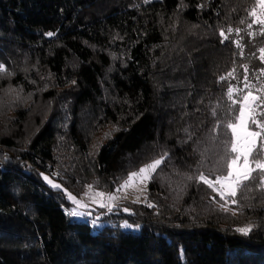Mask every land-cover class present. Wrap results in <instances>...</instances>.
I'll use <instances>...</instances> for the list:
<instances>
[{"label":"trees","instance_id":"obj_1","mask_svg":"<svg viewBox=\"0 0 264 264\" xmlns=\"http://www.w3.org/2000/svg\"><path fill=\"white\" fill-rule=\"evenodd\" d=\"M254 7L0 0V63L12 73L0 76V264H264L258 170L228 211L196 179L226 174L229 84L243 88L245 65L252 84L264 83ZM162 156L145 202L99 209L100 226L67 214L65 189L113 192Z\"/></svg>","mask_w":264,"mask_h":264},{"label":"snow or ice","instance_id":"obj_2","mask_svg":"<svg viewBox=\"0 0 264 264\" xmlns=\"http://www.w3.org/2000/svg\"><path fill=\"white\" fill-rule=\"evenodd\" d=\"M145 2H148V0H145ZM256 3L259 7V12H257V9L254 7L249 12V15L255 17L253 23L261 26L259 34L264 35V0H256ZM241 23H245V21L242 20ZM251 26L252 24L249 23L248 27L251 28ZM227 31L231 33L233 29L229 28ZM235 31L238 34L241 30L237 28ZM46 35L51 37L55 34L48 32ZM249 35H253V33H249ZM220 36L223 37L221 40L222 43L229 39V37L225 35V31L223 29L220 31ZM236 46L238 48H242V45L238 41L236 42ZM259 52L261 53L259 59L262 63H264V48H260ZM244 69L245 75L242 81L243 88H238L235 85L229 84L226 92L227 99L230 101L228 112L233 113V115L227 120V123L223 125L226 130H230L229 139L225 142V155L227 157L225 161L226 174L215 175L214 180L208 179L203 172L196 177L198 182L206 184L208 188L212 189L213 192H216L219 195L220 200L224 201L223 204H220V208L224 211L229 210L226 207L228 198H235L238 190L246 189L248 187V184L245 183L246 181L250 182L255 179V177L252 176L253 171L258 170L257 174L259 175L260 180L257 186L264 191V95H253L254 88L258 93L264 89V83H262L260 87L252 84L248 79L247 65L244 66ZM260 73L261 75H264V69H260ZM11 74L12 73L7 70L4 64L0 63V76H10ZM228 77L236 79L235 69L228 73ZM228 77H221L220 79L223 81ZM244 89H247L246 93L244 92ZM4 102V98L0 97V104ZM238 103L239 108L237 109L235 106ZM257 109L261 110L257 111ZM213 115H216L215 111L213 112ZM219 124L220 122L218 121L217 126H219ZM258 140L259 143L257 142ZM164 162L165 156H162L161 158L142 166L138 171L130 172L123 183L117 188V191L132 186H136L137 190H139L138 184L152 179V174L155 173L157 168ZM252 164L255 165V168L251 167ZM208 175H212V173H209ZM44 179L53 188L61 189V185L54 183L47 176H45ZM188 179H192V177H188ZM88 188L89 193H91L89 198L93 203H98L101 208L107 207L109 212L113 210L112 205L106 204L103 198L107 197L108 201L114 203L118 199L115 193L93 191L92 185H89ZM64 191L67 198L74 205H76V207L66 210L68 215L75 217L90 215L88 212L78 211L79 208H87L86 204L82 203L71 193H67L66 190ZM89 193H85V195H89ZM97 197L100 199L97 200ZM213 200L215 202V197H213ZM136 202H139L138 199L133 201V203ZM231 203L236 204L238 201L236 199H232ZM148 206L152 207L153 205L149 204ZM124 211L129 210L124 209ZM232 214L235 215V211H233ZM97 220L98 218L94 219L92 223L96 224ZM124 226L129 228L132 227L127 223H125ZM251 230V225L236 229V231L244 235H247ZM181 254L183 255L182 252Z\"/></svg>","mask_w":264,"mask_h":264},{"label":"rangeland","instance_id":"obj_3","mask_svg":"<svg viewBox=\"0 0 264 264\" xmlns=\"http://www.w3.org/2000/svg\"><path fill=\"white\" fill-rule=\"evenodd\" d=\"M257 12H259V7H257ZM253 95H256V94L253 93ZM250 160H251V159H250ZM251 167H252V168H255V165L252 164ZM45 176H47V177H48L51 181H53L54 183L61 185V184L59 183V181H57V180L55 179V177L53 178V177L48 176V175H45ZM210 180H214V179H210ZM148 182H149V180H148V181H145V182H143V183H139V184H138V188H139V190H137V187H136V186H132V187H127V188H125V189H122V190H120V191H117V188L119 187V186H118V187L115 189V191L110 192V193H115L116 196L118 197V199H117L114 203L108 201V200H107V197H104L103 199H104V201H105L106 204H111L113 208H114V207H118V206H120V205H121L123 202H125L126 200H132V201H134V200H137V199H138V201H140V202H145V201H146L147 188H148ZM61 188H63L62 185H61ZM65 190H66V189H65ZM92 190H93V191L104 192V191L99 190V189H97V188H95V187H93ZM66 191H67V193H71V194H72L73 196H75L78 200H80L82 203H84V204L87 205V208H79L78 211H82V212H88V213H90V215H88V216H84V217H76V218L84 219V220H88V221H91V223H92V221H93L94 219H97L98 217L101 216V215L95 214V213H97L96 211H98L99 209H101V207L99 206L98 203H93L92 200L89 198V196L91 195V193H89V188H88V186H87V188L85 189V191L82 192V193L79 194V195H76V194H74L73 192H71V191H69V190H66ZM85 193H89V195H85ZM105 193H106V192H105ZM229 198H230V197H229ZM229 198H228V199H229ZM99 199H100V198L97 197V200H99ZM74 207H76V205H74V204L72 203V208H74ZM72 208H71V209H72ZM104 208H107V207H104ZM107 209H108V208H107ZM74 217H75V216H74ZM101 224H102V221L99 222V220H97V223L94 224V225H96V226H100Z\"/></svg>","mask_w":264,"mask_h":264}]
</instances>
